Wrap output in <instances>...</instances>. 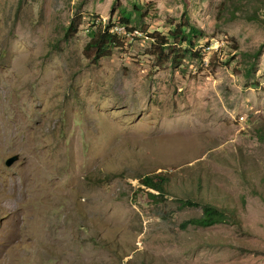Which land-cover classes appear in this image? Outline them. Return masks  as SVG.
<instances>
[{"label":"rangeland","instance_id":"374dc122","mask_svg":"<svg viewBox=\"0 0 264 264\" xmlns=\"http://www.w3.org/2000/svg\"><path fill=\"white\" fill-rule=\"evenodd\" d=\"M240 1L0 0V264H264V0ZM134 4L144 36L97 59L91 23ZM185 11L204 59L174 68L150 34ZM189 197L233 218L183 228Z\"/></svg>","mask_w":264,"mask_h":264},{"label":"trees","instance_id":"16d2710c","mask_svg":"<svg viewBox=\"0 0 264 264\" xmlns=\"http://www.w3.org/2000/svg\"><path fill=\"white\" fill-rule=\"evenodd\" d=\"M236 1L237 3H241L240 0ZM223 6V12L230 11V18L232 19L240 16L236 14L237 11L243 10V8H237L236 6L230 8V5L226 4V1L225 3L223 2ZM141 9L142 6L140 4H134L133 9L131 10H127L125 7H122L120 9L121 16L115 21V23L125 25L129 28V32L133 33L135 30H138L136 27L138 26L142 16ZM242 16L247 20L264 22V18L261 17L256 10L253 12L245 11V14H242ZM183 17L185 18H182L178 24L173 25L167 33L156 31L153 34H150V38L153 40V45L157 49L159 56L163 57L165 62H170L174 68L184 65L183 61L188 57L204 59V53L201 50H196L200 39L204 37V31L200 26L191 21V18L186 11L183 13ZM72 31L73 24H70V26L64 31L65 37L69 38L70 35H73L74 31ZM89 33L90 40L87 44V49L93 50L96 53L95 57L97 59L111 56L113 54V50L115 48L122 47L124 43L121 37L111 34L108 30H104L102 25L97 28H94L93 26ZM236 49H238V47H236ZM259 54V51L255 53H242L247 62L250 63L244 72V74L248 77L253 75ZM181 71H183V68H181ZM170 179L169 175L159 172L151 175H144L141 179V183L146 188L159 191L160 194H162V200L164 199V195L168 193L167 185ZM148 194L153 198L152 201L157 202L160 198L158 194H154L152 192H149ZM178 200L180 202V206L182 207L185 205H198L201 206L202 209L201 215L184 221L182 223L183 228L187 227L188 224H194L206 228L221 223H227L233 218V215L228 213L227 208L219 207L202 198L196 199L189 197L179 198ZM160 216L163 218L166 216L165 211L161 207Z\"/></svg>","mask_w":264,"mask_h":264},{"label":"clouds","instance_id":"9594fccd","mask_svg":"<svg viewBox=\"0 0 264 264\" xmlns=\"http://www.w3.org/2000/svg\"><path fill=\"white\" fill-rule=\"evenodd\" d=\"M91 24L96 26V28L102 25V28H104V30H108L111 34L116 35L118 37H121L123 39V41H126V38L130 37V36H132V37L144 36V33L141 32V31L135 30L133 33H131V32H129V28H127L125 25H122V24H119V23H115V22H112V23L111 22H106L105 19H101V18L95 19V22L93 21ZM115 26H124L126 28V30H127L126 33H124V32H122V33L114 32L113 28ZM136 31H138L141 34L137 33Z\"/></svg>","mask_w":264,"mask_h":264},{"label":"water","instance_id":"95a60500","mask_svg":"<svg viewBox=\"0 0 264 264\" xmlns=\"http://www.w3.org/2000/svg\"><path fill=\"white\" fill-rule=\"evenodd\" d=\"M19 159V155H13L6 160V165L11 166Z\"/></svg>","mask_w":264,"mask_h":264},{"label":"bare ground","instance_id":"6f19581e","mask_svg":"<svg viewBox=\"0 0 264 264\" xmlns=\"http://www.w3.org/2000/svg\"><path fill=\"white\" fill-rule=\"evenodd\" d=\"M115 27H116V26H115ZM115 27H114V28H115ZM114 28H113V30H114ZM136 32L139 33L138 31H136ZM139 34H141V33H139ZM26 183H27L28 185L30 184L28 181H26L25 184H26ZM27 184H26V185H27ZM26 185H25V186H26ZM28 185H27V186H28ZM27 190H28V188H27Z\"/></svg>","mask_w":264,"mask_h":264}]
</instances>
